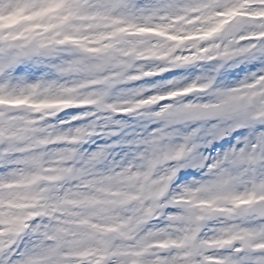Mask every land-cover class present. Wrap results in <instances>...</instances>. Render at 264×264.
I'll use <instances>...</instances> for the list:
<instances>
[{
    "label": "snow or ice",
    "instance_id": "snow-or-ice-1",
    "mask_svg": "<svg viewBox=\"0 0 264 264\" xmlns=\"http://www.w3.org/2000/svg\"><path fill=\"white\" fill-rule=\"evenodd\" d=\"M240 6L241 0H158L154 4L141 0H0V13L23 7L47 17L44 15L47 10L56 9L55 18L63 22L66 29L63 35L69 37L78 33L75 20L82 16L96 17L111 24L113 30V39L103 47L95 52L76 48L72 58L59 64H45L48 57L56 54L54 45L35 39L13 40L0 33V220H7L10 215L3 208L11 200L12 194L5 190L8 186L38 174L44 167L55 169L50 174L49 213L43 219L36 216L26 221V226L22 223L18 235L0 238V264H264V131L255 125L257 119H264V97L255 95L258 89L247 90V85L264 76V70L252 73L239 88L217 90L212 105L195 104L184 94L175 105L150 114L151 118L164 121L163 128L150 133L153 147L160 140L172 138L171 133L164 131L169 125L208 118L233 121L230 128L210 133L206 144L194 146L211 145L210 150L214 151L232 145L222 155L218 152L209 164L193 162L191 166L207 168L210 178L195 183L196 187H182L185 199L210 205L217 209L212 217H222L218 226L208 230L211 235H200L210 217L194 209L178 208L171 202L161 208L141 209L131 219L116 215L108 197L101 193L115 191L114 178L123 173L120 168L107 173L95 170L110 150L149 143L144 139L146 135L126 141L125 133L110 129L112 120L98 125L92 119H111L103 115L115 107L109 104L110 90L125 84V77L133 76V70L143 63L134 57L140 50L137 41L146 37H125L116 30L154 29L163 33L172 21L193 20L208 9L227 14ZM244 12L264 16V0H254ZM254 23V38L239 55L264 58V22ZM40 65L54 69L56 78L33 79L42 71ZM180 66L160 65V68L167 72ZM73 75L78 78L70 79ZM212 83L211 76L186 82L169 80L155 91L159 95L186 93L191 87L206 90ZM73 91L82 92L81 98L91 102L84 109L90 122L82 126L65 125L67 131L43 126L45 119H39L42 114H32L24 107L26 101L60 99ZM135 92L138 99L153 95H141L147 93L146 89ZM235 128L256 130L246 136L243 131H233ZM199 132V128L194 129L183 137V144L175 145L171 151L179 156ZM228 132H232L231 139L213 143V139ZM64 137L74 138L75 142H53L63 141ZM93 137L103 138L104 143L91 151H80ZM54 145L58 146L55 154L47 150ZM46 154L55 163L53 160L45 163ZM171 175L180 184L190 173L178 166L171 170ZM68 200L78 205L73 216L64 214V202ZM173 208L175 213L165 211ZM156 218H162V226L141 231L142 225Z\"/></svg>",
    "mask_w": 264,
    "mask_h": 264
},
{
    "label": "clouds",
    "instance_id": "clouds-1",
    "mask_svg": "<svg viewBox=\"0 0 264 264\" xmlns=\"http://www.w3.org/2000/svg\"><path fill=\"white\" fill-rule=\"evenodd\" d=\"M253 2L254 0H241V6L229 11L227 14L221 11H212L211 9L202 11L193 19L195 22L189 20L186 26L183 22L169 25L163 29V32L170 30L171 35L167 36L162 44L154 45L150 43L151 37L138 40L137 45L140 50L135 53L134 59H139L143 63L133 70V76L125 77L126 83L140 80L142 77H151V74L157 70L164 72L160 65H169L174 61L206 62L208 66L218 70L227 65L224 71L229 69L235 71L236 68L229 62L232 61L236 65L240 63V61H234V57L241 56L239 55L241 49L247 47L248 43L254 38L252 35L256 31L254 22L257 20L264 22V16L250 15L244 12L245 8H251ZM8 23L9 21H4L5 25ZM75 23L79 25V30L74 37L63 35L66 29L63 22L55 18V13L47 17L36 16L21 19L11 25V27L0 29V32L19 33L20 38L18 40L35 39L42 44L54 45L57 49L56 54L46 59L47 64L61 63L64 60L62 58L63 54H71L77 47H85L89 51L98 50L97 46L100 45V42L112 36V27H108V23L96 17H78ZM150 30L118 29L116 31L117 33L128 35L135 34L133 37H137L141 33ZM89 44L92 45V48H89ZM189 48L192 51L191 57H182L177 52V49ZM53 61L55 62L53 63ZM203 66L201 65V67ZM145 68H147L146 71L141 70ZM218 70L213 72L215 82L206 90L202 87L186 89L187 93L192 94V97H190L192 102L212 105L217 99L215 95L217 90L239 88L242 83H246V79H241L236 84L226 83ZM261 70H264V58L259 60L257 67L251 72L245 67L244 74L247 78H251L252 73H259ZM51 71L57 75L54 69H51ZM77 78L75 75L70 77V79ZM252 89H258L255 93L257 97H264V76L256 79L253 84L247 85L248 91ZM137 95L132 90L126 93H117L115 97L109 98V104L115 107L110 108L103 115L109 118L121 112L136 113L140 116L145 113L150 115L153 112H159L161 109L167 108L169 105H175L178 100L184 98V94L181 93L171 95L153 94L143 99H138ZM165 100H169L171 103L159 108V110L154 109L153 106ZM81 103H85V101L81 100ZM88 106H91V102H89ZM80 108L82 107L69 109ZM160 121L163 120L152 118L153 123ZM110 122L111 119L101 120V124ZM232 123L233 121L216 118L187 121L179 124L176 129L178 139L160 140L156 147L151 144L152 138L149 133L144 137L149 143L133 144L125 154L127 157L125 163L117 165L123 174L117 173L114 178L113 187L116 190L103 192L101 195L108 197V203L116 209V215H126L128 219L140 213L141 209L146 210L148 207L153 206L161 208L169 202L178 208L194 209L211 218L217 209L210 205L197 204L190 199H185L186 193L172 178L171 170L179 166L185 173H194L198 177L207 175L210 178L207 168L191 165L193 162L196 164H209L218 152L222 155L223 151L231 148L232 145H225L223 150L215 149L214 151L210 150L211 145H208V147L194 146L206 144L211 138L210 133H218L221 130L228 129L232 126ZM255 125L256 128L264 131V119H257ZM197 128L200 129V132L188 142L186 150L181 151L179 156L171 151V148L175 145L183 144V137L190 135ZM256 128H235L233 131H243L248 136ZM231 136L232 132H228L219 139H213V143L220 144L223 140L231 138ZM50 151L54 154L57 152L55 149ZM48 160H53V157L46 154L45 163ZM53 163H55V160H53ZM184 165L189 166L185 167ZM54 171L55 169L52 167H44L38 174H31L25 180L10 185L5 189L12 194L10 202L3 206L4 211L10 215L7 220H0V238L6 239L18 235V230L22 223L26 226V221L33 220L36 216H41L43 219L49 213L51 208L49 197L51 194L48 189L51 185L50 174ZM183 182L181 181V183ZM191 187H196V184H191ZM76 207L78 205L71 200L65 201L64 214L68 216L75 215L76 213L73 209ZM30 239L31 237L29 236Z\"/></svg>",
    "mask_w": 264,
    "mask_h": 264
},
{
    "label": "rangeland",
    "instance_id": "rangeland-1",
    "mask_svg": "<svg viewBox=\"0 0 264 264\" xmlns=\"http://www.w3.org/2000/svg\"><path fill=\"white\" fill-rule=\"evenodd\" d=\"M158 0H141V3H157ZM56 9H49L46 13H44L45 16H48L50 14L55 13ZM40 16L34 12L28 11L23 7H13L11 11L7 13H0V29H3L5 27H11V25L17 23L21 19H27L29 17H36ZM7 20L9 23L7 25L4 24V21ZM183 22L185 26L187 25L188 21L186 20H176L170 22V25H174L176 23ZM193 22H195L193 20ZM108 27H112L111 24L108 25ZM7 36L9 39L18 40L20 38L19 33H7V32H0ZM118 35L120 33H117ZM133 35L124 34L125 37H133ZM171 35V31H166L163 33H158L156 30L151 29L148 32L141 33L140 36L144 37H151L150 43L156 45V44H162L165 42V38L167 36ZM107 40H103L100 42V45H98V48L103 47L107 42L111 41L113 39L112 36H109L106 38ZM79 48V47H77ZM89 48H92V45L89 44ZM96 50L90 51L95 52ZM177 52L182 57H191L192 51L191 49H177ZM75 55V53H65L63 54L64 59H70ZM262 59L261 57L257 56L256 58L241 55L239 57H234V61H240L238 65L234 64L232 61L229 62V64H233V67L236 68L235 71L229 69L228 71H224V68H227V65L224 66V68L219 69L218 71L221 73L222 78L225 79L226 83L230 84H236L241 79H246L247 76L244 74V71H239V69H245V67L250 69L251 71L254 70L256 67H253V65H257L259 60ZM55 61H53L54 63ZM192 61H174L173 63L169 64V66L172 65H182L179 68L176 69H169L167 72H159L157 70L155 73L151 74V77H142L140 80L128 82L122 85H117L109 92V98L115 97L117 93L121 92H128L129 90L135 91L137 89H146L147 93H141V95H147L148 93L151 94H160L155 91L156 87L158 85L164 84L166 81L169 80H179L181 82L186 81H193L197 77H208L211 76L213 78V82H215V77L213 76V72L217 71L216 69L208 66L206 62H194ZM47 64V62H45ZM187 64V65H183ZM201 65H204L201 67ZM42 71L37 72V76L34 77L38 78L40 76H45V78L48 79H55L56 75L54 72H52L50 69L46 68L44 65L39 66ZM147 70V68H145ZM249 71V72H251ZM185 94L189 97H192L191 93H181ZM83 96L82 92L79 91H73L68 92L64 94V98L60 99H52L47 101H41L38 103H28L27 101L24 103V107L27 109L28 112L32 114H42L39 115V119H45V123L43 126L52 125L54 127H62L64 131H67V127H64L65 125H72L75 124L77 126H82L84 124H87L90 122V118L88 116L84 115V109L85 106L89 104L90 101L87 99L81 98ZM174 99V98H173ZM81 100H84L85 103H81ZM171 103L169 100H165L162 102H158L157 105L153 106L155 110H159V108L164 107L165 105ZM73 107H82L80 109H69ZM71 115H66V114ZM65 116L66 118L64 120H58L57 117ZM79 116V120L73 119V117ZM123 117V119H121ZM92 119H95L97 124L99 125L101 123V120L98 117H93ZM111 120L113 121L111 125H109L111 130H116L121 133H125V140H131L132 138H140L145 135H148L149 133H152L156 131L158 128H163V121L160 122H152V118L149 114L145 113L143 116H140L139 114L132 113H118L116 116L111 117ZM38 121H33V123H37ZM123 126V127H121ZM179 125H169L167 128H164V131L166 133L172 134V139H178V134L176 129ZM231 139V138H229ZM243 139V138H239ZM53 142H59V141H53ZM61 142H68L73 143L75 142L74 138L64 137L63 141ZM235 142V141H234ZM104 140L103 138L97 140L95 137L92 138L91 141L88 143H85L83 146H81L80 151H91L93 150L98 144H103ZM223 143V141L221 142ZM131 148L129 147H123V148H115L109 151L106 158L103 159L99 164L96 166L97 172L107 173L109 169H115L119 170V167H117L118 164L122 165L125 163L127 157L126 152ZM57 150L58 146H50L47 150ZM223 150V149H221ZM2 171V170H0ZM208 178L207 175H204L202 177H198L196 174L191 173L187 176V178L184 180L183 183H180V187L185 186H191L193 183H201L206 181ZM166 212H172L175 213L176 209H166ZM162 218H156L152 219L149 222L145 223L141 226L142 232H147L149 230H155L156 228L162 226L161 224ZM222 217L214 216L207 220L205 222L206 226L200 233L201 236L207 234L211 235V233L208 231L210 228L216 227L221 222Z\"/></svg>",
    "mask_w": 264,
    "mask_h": 264
}]
</instances>
